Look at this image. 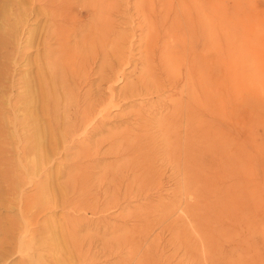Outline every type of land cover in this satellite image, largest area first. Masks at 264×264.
I'll list each match as a JSON object with an SVG mask.
<instances>
[{
  "label": "rangeland",
  "instance_id": "obj_1",
  "mask_svg": "<svg viewBox=\"0 0 264 264\" xmlns=\"http://www.w3.org/2000/svg\"><path fill=\"white\" fill-rule=\"evenodd\" d=\"M99 1L93 0L94 10L85 7L79 20L68 22V25L73 21L86 23L81 34L88 26L94 29L101 25L95 38L112 41L106 58L102 60L100 55L96 59L89 76H80V82L85 81V85H76L77 88L72 84L75 80L72 75L78 74V66L72 68L73 74L67 72L68 79L67 75L62 76L61 84V26L64 29L67 25L61 22V0H0V264H81L80 253L88 255L86 264H264V0H144V3L113 0L114 6L108 4L112 0ZM75 35L69 36L71 40L67 43L76 48L74 41L81 35ZM131 35L132 39L136 37L134 41ZM119 38L126 40L124 54L130 60L121 69L114 65L117 71L114 68L112 71L110 66L116 61L110 54L124 44ZM182 40L186 41L184 47ZM174 42L181 49L188 48L186 55L181 54ZM129 43L133 49L127 54ZM144 43L153 56L145 55ZM150 43L155 47L154 52ZM76 50L82 53L81 47ZM172 56H180L179 65L172 67ZM192 57L195 62L202 57L206 59L202 61L206 64L203 69L207 91L204 89L203 98L198 85L193 89L194 99L203 98L204 103L202 106L193 103L199 112L193 113L186 151L183 138L175 142L170 134L160 135L153 132L157 129H151V133L158 134L160 148L136 156V163L142 167L128 172L127 187L106 188L105 183L101 186L103 191H98V181L75 186L76 183L67 180L68 172H62L61 166L71 161L70 149H64L71 142L68 143V138L62 145V134L67 125L66 110L72 107L75 97L82 99L95 90L92 95L102 93L105 103L109 102L106 109L111 119L107 127H114L111 132L129 135L127 126H135L132 115L135 109H132L139 102L148 104L147 112L159 116L166 111L161 107L164 93L175 90L174 98L180 95L186 99L185 92L180 93L178 81H181L180 69ZM74 62L80 65V61ZM133 64H137L135 68ZM164 65L172 70L171 79L168 77L170 80L166 82L160 70ZM99 66L105 73L99 72ZM110 70L113 80L100 81L101 75H108ZM139 74L144 76V82H148L149 76L154 82H162L164 90L157 93L151 90L153 94L143 90L144 97L122 100L118 95L123 92V85L135 81ZM38 76L45 78L47 86L43 111H39ZM156 99L160 108L155 106ZM30 110L38 115L37 124H32L28 117ZM20 121L26 126H21ZM91 121L86 124L89 130L83 126L80 129L84 133L80 129L76 131L73 143H80L89 134L94 124ZM36 129L41 131L36 142L42 141L43 146L23 154L22 135H33ZM182 131L184 127H179L181 137ZM108 132L103 130L93 137H103ZM133 138L129 135L124 141L134 146L137 143ZM118 141L120 138L113 141L114 146ZM114 151L115 147L110 154L99 155L102 163L97 170L110 168L103 167V163L114 159ZM126 156L122 160L124 165L127 162L132 166L133 154ZM133 175L139 178L134 180ZM79 192L89 193V198L78 200ZM25 196H29L32 210L28 213L21 210ZM8 222L13 223L9 232Z\"/></svg>",
  "mask_w": 264,
  "mask_h": 264
},
{
  "label": "bare ground",
  "instance_id": "obj_2",
  "mask_svg": "<svg viewBox=\"0 0 264 264\" xmlns=\"http://www.w3.org/2000/svg\"><path fill=\"white\" fill-rule=\"evenodd\" d=\"M101 1V0H100ZM99 1V3H101ZM127 1H129V0H127ZM138 1V0H137ZM143 1V3H144V0H142ZM152 1V0H151ZM155 1V0H154ZM165 1V0H164ZM172 1V0H171ZM171 1H170V3H171ZM149 2V1H148ZM180 2H182V1H180ZM193 2V1H192ZM92 3H93V0H61V22H62V24L63 23H67V25L65 26V28L63 29V27L61 26V84L63 83V81H64V77H62L63 75H67V72H71V74H73V70H72V68L74 67V66H78V68H79V72H77L78 74L77 75H75V77L72 75V79L74 78L75 80L74 81H72L71 83L74 85V86H76V85H79V84H83L84 82L82 81V82H80L81 80H80V76L81 75H86V76H89V73L92 71V69H93V65L95 64V61H96V59L101 55L102 57H101V59L102 58H106L105 56H107L106 54H107V52H108V50L109 49H111L112 48V41L111 40H105V39H102V38H99V37H96L95 38V35L98 33V30H99V27L101 26H99V27H95L94 29H92V27L91 26H88L87 27V29H86V31L83 33V34H81L80 33V31L82 30V26H83V24L82 23H80V21H78L79 23H76V22H72V24L71 25H68L69 23V21H71V20H76L77 21V19L79 20V18H80V16H82L81 14L82 13H80V12H82L83 10H84V8L85 7H88V8H91V9H93L92 8ZM102 3H103V1H102ZM107 3V2H106ZM147 3V2H146ZM104 4V3H103ZM108 4L110 5V6H114V1L112 0L110 3H109V1H108ZM119 4V3H118ZM128 4V3H127ZM168 4V3H167ZM179 4V3H178ZM184 4V3H183ZM99 5V4H98ZM142 5V4H141ZM171 5H172V3H171ZM199 5V4H198ZM105 6V5H104ZM128 6V5H127ZM181 6V5H180ZM182 6H186V4H184V5H182ZM182 6L180 7V8H182ZM94 7V6H93ZM137 7V6H136ZM141 7V6H140ZM169 7H170V5H169ZM87 8V10L88 11H90V9H88ZM148 8V7H147ZM173 8H175L174 6H173ZM186 8V7H185ZM197 8V7H196ZM64 9V10H63ZM95 9H97V7H95ZM63 10V11H62ZM66 10V11H65ZM94 10V9H93ZM139 10V9H138ZM141 10V9H140ZM152 10V9H151ZM157 10V9H156ZM186 10V9H185ZM184 10V11H185ZM98 11V10H97ZM126 11V10H125ZM158 11V10H157ZM156 11V12H157ZM92 12V11H91ZM94 13L92 14V15H94L95 14V11H93ZM104 12V11H103ZM151 12H149V14H150ZM177 13V12H176ZM175 13V14H176ZM88 14V13H87ZM98 14V13H97ZM102 14V13H101ZM159 14V13H158ZM105 15H106V13H105ZM162 15V14H161ZM167 15V14H166ZM96 16V15H95ZM98 16V15H97ZM107 16V15H106ZM123 16V15H122ZM183 16V15H182ZM91 17V14H90V16H89V18ZM127 17V16H126ZM188 17H189V15H188ZM83 18V17H82ZM98 18H99V16H98ZM104 18H106V17H104ZM163 18V17H162ZM169 18V17H168ZM110 19V18H109ZM152 19V18H151ZM182 19V18H181ZM88 20V19H87ZM168 20V19H167ZM171 20H173V19H171ZM185 20H186V18H185ZM86 21V20H85ZM107 21V20H106ZM111 21V20H110ZM144 21V20H143ZM83 22V21H82ZM88 22H92L90 19H89V21ZM157 22V21H156ZM165 22V21H164ZM168 22V21H167ZM108 23V22H107ZM138 23V22H137ZM140 23V22H139ZM86 24V23H85ZM84 24V25H85ZM92 24V23H91ZM95 24H97V23H95ZM113 24V23H112ZM166 24V23H165ZM107 25V24H106ZM110 25H111V23H110ZM146 25H147V23H146ZM145 25V26H146ZM152 25H153V23H152ZM172 25V24H171ZM64 26V25H63ZM104 26V25H103ZM132 26V25H131ZM130 26V27H131ZM136 26V25H135ZM138 26V25H137ZM142 26V25H141ZM140 26V27H141ZM149 26V25H148ZM151 26V25H150ZM192 26V25H191ZM129 27V28H130ZM133 28H134V30L136 29L134 26H132ZM131 27V28H132ZM139 27V28H140ZM90 28V29H89ZM128 28V29H129ZM142 28V27H141ZM151 28V27H150ZM150 28H149V30H150ZM154 28H156V27H154ZM168 28V27H167ZM166 28V29H167ZM147 29V28H146ZM145 29V30H146ZM152 29H153V27L151 28V32L150 33H152ZM157 29V28H156ZM163 30V29H162ZM74 31V32H73ZM103 31V30H102ZM164 31V30H163ZM72 32H73V34L75 35V36H78V35H81V38H79L78 39V41H74V44L76 45V48L77 49H79V47H81L82 48V53H79L78 52V50H76V48L75 47H71V46H69L68 45V43L67 42H70L69 40H71L70 38H69V36H73V34H72ZM128 32V31H127ZM159 32H161V31H159ZM129 33V32H128ZM127 33V34H128ZM130 33H132L131 31H130ZM147 33V32H146ZM156 33V32H155ZM78 34V35H77ZM137 34V33H136ZM165 34V33H164ZM85 35H89V39L88 40H86L85 39ZM140 35V34H139ZM139 35H137L138 37L137 38H139ZM74 36V37H75ZM120 37L122 36L121 34L119 35ZM145 36H147V35H145ZM145 36H143V38L145 37ZM156 35H154V37H155ZM73 37V38H74ZM123 37V36H122ZM121 37V38H122ZM154 37H152L151 38V40H153L154 41ZM158 37V36H157ZM163 37V36H162ZM77 38V37H76ZM115 38L116 39H118L116 36H115ZM131 39H132V35H131V37H130ZM159 38H161V37H159ZM123 39H125V38H123ZM129 39V38H128ZM134 40L136 39V37H134L133 38ZM132 39V41H134ZM142 39V38H141ZM145 39H146V37H145ZM162 39V38H161ZM119 40H120V38H119ZM118 40V41H119ZM143 40V39H142ZM160 40V39H159ZM163 40H164V38H163ZM162 40V44H163V41ZM178 40V39H177ZM121 41H123V40H120V43H121ZM131 41V40H130ZM147 41V40H146ZM158 41V40H157ZM182 41H185V40H182ZM66 42V43H65ZM140 41H138V43H139ZM155 42V41H154ZM161 42V41H160ZM159 42V43H160ZM180 42H181V40H180ZM190 42V41H189ZM87 45H86V44ZM96 43H97V45H96ZM122 43H124L122 46H121V44L119 45V46H117V48L115 49V50H112V54H110V55H114L115 57H113V59H115V63L113 64V66L114 65H116V67H118V68H120L121 69V67L122 66H124L125 64H127V63H129V60L130 59H128V56H127V59H125V54H124V51H125V45H126V40H125V42L123 41ZM137 43V42H136ZM146 43V42H145ZM144 43V44H145ZM156 43V42H155ZM158 43V42H157ZM172 43V42H171ZM175 43V42H174ZM177 43V42H176ZM175 43V44H176ZM119 44V43H118ZM131 44L132 43H129V48H128V50H127V54H129V51H131L132 49H133V47L131 46ZM134 44V43H133ZM147 44V43H146ZM146 44L145 45H143L144 47V52H145V55L146 56H148V57H150V56H153L154 54L153 53H150V52H148L147 51V49H146ZM184 44H186V41L185 42H183L182 43V47H184L185 45ZM116 45H117V43H116ZM128 45V44H127ZM139 45H141V44H139ZM150 45H152L151 43H150ZM171 45V44H170ZM178 45H180L181 46V43L180 44H178ZM115 46V45H114ZM142 47V46H141ZM165 49H167V45H165V46H163ZM173 47H174V45H173ZM107 48H109V49H107ZM137 48V47H136ZM162 48V47H161ZM163 48V49H164ZM176 48H178V50H180L181 48L179 47V46H177V44H176ZM186 48L187 47H185V49H181L182 51H181V54L183 53L184 55H186V52L185 51H188V48H187V50H186ZM203 48V44H200V49H202ZM135 49V48H134ZM154 49H155V47H154V45H152L151 46V50L154 52ZM169 49V48H168ZM199 49V50H200ZM157 50V49H156ZM174 50H175V48H174ZM177 50V49H176ZM177 50V51H178ZM83 51H84V53H83ZM139 51V50H138ZM143 51V50H142ZM159 51H161V50H159ZM172 51V50H171ZM201 51V50H200ZM164 52V51H163ZM174 52V51H173ZM176 52V51H175ZM179 52V51H178ZM75 53H77L76 55H75V58L73 57L74 56V54ZM200 53H202V52H200ZM109 55V56H110ZM197 55V54H196ZM108 56V57H109ZM160 56V55H159ZM187 56H188V52H187ZM190 56H192V55H190ZM199 56H200V54H199ZM206 56V55H205ZM78 59H77V58ZM167 57V56H166ZM179 57L180 56H177V57H175V56H172V67L173 66H177V65H179ZM183 57H185V56H183ZM189 57V56H188ZM112 58V57H111ZM110 58V59H111ZM170 58V57H169ZM187 58V57H186ZM197 58V57H196ZM195 58V59H196ZM203 58L204 57H202V60H203ZM189 59V58H188ZM187 59V60H188ZM190 59H191V61L192 62H190ZM189 59V61H186V63L187 62H189L188 63V65H185V66H183L182 68H183V70L182 69H180L181 70V81H178V86H179V90H180V93H182V92H185V96H186V99H185V97H183L184 98V100L182 99V96H180L179 95V97H176V98H174L175 96H177V92L174 90V92L172 91V93L171 94H167V95H164L163 94V96H165V100L162 102L163 103V106L161 105V107H164L165 109H166V111L164 112V113H160V115L159 116H156L155 114L156 113H150V112H147V109H148V104L146 105L145 103H143V102H139V106L137 107V108H134L133 107V109L132 110H134L133 111V113H132V115L134 116V127H132V126H127V129H128V134L129 135H132L136 140V145L134 144V146H132L131 144H129V142L128 141H124L126 138H128L129 137V135H124V136H122L119 132H111L112 131V129L114 128H111L110 127V125L107 127V122H109L110 121V119L111 118H109L108 117V115H109V113H108V111H107V109H106V106H107V104L109 103H105V100H104V98H103V94L102 93H100L99 91H98V94L97 95H92L94 92H97V90H95L93 93H87V94H89L87 97H84L83 96V98L82 99H80L79 97H78V99H76V97H75V99L74 100H76L75 102H73V105H72V107L70 106V107H68V110H66V111H68L67 112V125H64V127H65V129L63 130V131H61V133L63 132V134H62V139H63V142H62V145H64L63 143L64 142H66L67 141V139L68 138H70V141H69V139H68V143H70L71 142V144H68V147L67 146H65L64 147V149H70V150H72V154L70 153V150L68 151V153H69V155L71 156L72 155V158H71V161L70 162H68L66 165H62L61 166V170H62V172H63V170H65L66 172H68V176H66V178H67V180L68 181H70L72 184H74V183H76V185L75 186H82V185H85V184H87V183H94L95 181H98V191L101 189V186H104V184L106 183V188H109L110 187V185H113L114 186V188H121L122 186H125V187H127V185L129 184L128 183V175H129V171L130 170H136V168H139L140 169V166L141 165H139V162L138 163H136V160H138V158H136V156H138L139 154H141V152H142V156H143V154H145V153H143V152H147L148 154H150V152L152 151V150H156V148L159 146V145H161V144H158L159 143V139H158V137H157V135L158 134H160V135H162V134H166V135H171V136H173L174 137V140H175V142H177L178 140H180V138L182 139L183 138V142H184V146H183V150L184 151H186L187 149H185L186 148V146L187 147H189V139H190V135H189V133H190V128H191V123H192V121L194 120V116H193V113H194V111H197V113L199 112L198 111V109H197V106L201 103V106L203 105L202 104V102L204 103V101H203V98H204V89L207 91V88H205L204 87V85L206 84L205 83V71H204V67L203 66H205L206 64H204L203 63V61L202 60H200V61H198V62H195L194 61V57H192V58H190ZM74 60H78V61H80V65H77L76 64V62H74ZM103 60V59H102ZM101 60V61H102ZM107 59H105V61H106ZM145 60H147V58H145ZM145 60H143V61H145ZM183 60H185V59H183ZM204 60H206L205 58H204ZM139 61V60H138ZM108 62V65L110 64V62L109 61H107ZM204 62H206V61H204ZM182 63V62H181ZM180 63V64H181ZM184 63V62H183ZM199 63H202V65L201 64H199ZM158 64V63H157ZM193 64H195L194 66L195 67H193L192 65ZM102 65V64H101ZM100 65V66H101ZM107 65V64H106ZM137 65V64H136ZM135 64H133V67L135 68V66H136ZM144 65V64H143ZM100 66L98 67V69L100 70L99 72H102L103 70L100 68ZM111 67L110 66V68H111V70L114 68V70H116L115 69V66L114 67ZM146 66L149 68V67H151V63L149 62V63H147L146 64ZM145 66V67H146ZM167 66H169V65H166V67H165V65L164 66H161L160 68V70H162L163 72H164V76H165V78H166V80H165V82L168 80V77H170L171 75H169L170 73H171V71L172 70H169V67H167ZM181 66V65H180ZM102 67V66H101ZM164 68V70H163V68ZM179 67V66H178ZM108 68V67H107ZM117 68V69H118ZM171 68V67H170ZM175 68H177V67H175ZM174 68V69H175ZM106 69V68H105ZM119 69V70H120ZM159 68L157 67V69H156V71L158 70ZM173 69V70H174ZM94 70V69H93ZM111 70L109 71V74L107 75V73L104 75V74H102V73H105V71L104 72H102L101 74L103 75H101V77L100 76H98V77H100L101 79H100V81H112L113 80V75H110V72H111ZM114 70H112V71H114ZM118 70V71H119ZM160 70H159V73H161L160 72ZM117 71V70H116ZM175 71V70H174ZM178 71H179V69H178ZM132 72V71H131ZM145 72V71H144ZM133 73V72H132ZM107 76V77H106ZM120 76V75H119ZM67 77V79H68V75L66 76ZM144 77V76H143ZM140 74H139V76L137 77V78H135V81H130L129 83L127 82V83H125L124 85H123V87H124V90H123V92H120V94L118 95V96H120L121 98H122V100H129V99H135V98H138V97H144L143 95V93H142V91L144 90L145 92H146V94H148V93H150V94H153L152 93V91H154V93H157V92H159V91H162V90H164L163 89V86H164V84H162V82H154L153 81V79L149 76L148 77V82H144V79H142L143 78ZM147 77V76H146ZM160 77V76H159ZM42 77H39L38 76V83H39V91H38V93H39V97H40V99H41V103H40V108H39V111L41 110V111H43V109H44V105H43V99L47 96V86H45V84H46V80H44L43 78L41 79ZM71 78V77H70ZM71 79V80H72ZM170 79H171V77H170ZM169 79V80H170ZM70 80V79H69ZM84 80V79H83ZM97 80H99V79H97ZM116 80V79H115ZM168 80V81H169ZM65 81H66V79H65ZM88 81V80H87ZM86 81V82H87ZM147 81V80H146ZM172 81H174V80H171L170 82L172 83ZM176 81H177V79H176ZM69 82V81H68ZM71 83H70V85H71ZM91 83V82H90ZM93 83V82H92ZM98 83V82H97ZM164 83V82H163ZM102 84V83H101ZM100 84V85H101ZM145 84V85H144ZM173 84H174V82H173ZM172 84V85H173ZM208 84V83H207ZM69 85V84H68ZM70 85L68 86V87H70ZM83 85H85V84H83ZM86 85H87V83H86ZM92 85V84H91ZM91 85H90V87H91ZM94 85H95V82H94ZM100 85H97V86H99L100 87ZM150 86V88L149 87H147V86ZM169 85V84H168ZM171 85V84H170ZM169 85V86H170ZM171 85V86H172ZM195 85H198L200 88H201V92H200V94L202 93V96H203V98H198L199 99V101L198 100H195L194 99V97H196V96H194L193 97V89L195 88ZM66 86V84H64L63 85V87H65ZM73 86V87H74ZM93 86V85H92ZM176 86V85H175ZM197 86V87H198ZM208 86V85H207ZM206 86V87H207ZM77 88L79 87V86H76ZM82 87V86H81ZM99 87L97 88V89H99ZM111 87H112V84H111ZM173 87V86H172ZM199 87H198V89H199ZM71 88V87H70ZM88 88V87H87ZM108 88H110V87H108ZM113 88V87H112ZM65 89V88H64ZM67 89V88H66ZM72 89V88H71ZM73 89H75V88H73ZM77 90V89H76ZM100 90V89H99ZM102 90V89H101ZM152 90V91H151ZM176 90H177V86H176ZM71 91V90H70ZM90 91V90H89ZM88 91V92H89ZM112 91V90H111ZM65 92H68V90H65ZM78 92H79V89H78ZM84 92V91H83ZM91 92V91H90ZM113 92V91H112ZM194 92H196V91H194ZM199 92V91H198ZM71 93V92H70ZM69 93V94H70ZM74 94H75V91L73 92ZM109 93V92H108ZM68 94V93H67ZM73 94V95H74ZM80 94V93H79ZM79 94H77V95H79ZM96 94V93H95ZM111 94V93H110ZM113 95H114V93H112ZM116 94V93H115ZM143 94V95H142ZM161 94V93H160ZM183 94V93H182ZM199 94V93H198ZM64 95V98L65 97H67V96H65L66 94H63ZM75 96H76V94H75ZM111 96V95H110ZM116 96H117V94H116ZM162 96V95H161ZM162 96V97H163ZM184 96V95H183ZM198 96V95H197ZM201 96V97H202ZM72 97V96H71ZM70 97V98H71ZM89 97V98H88ZM93 97V99L91 100V98ZM147 97V96H146ZM87 98L89 99L88 101H87ZM108 98V97H107ZM110 98H112V97H110ZM164 98V97H163ZM113 99V98H112ZM116 99V98H115ZM162 99V98H161ZM157 100V99H156ZM68 101V100H67ZM70 101V100H69ZM113 101H115V100H113ZM112 102V101H111ZM125 102V101H124ZM153 102H154V100H153ZM158 102V103H157ZM157 102L155 101V103H156V105L155 106H157L158 104H159V100H157ZM194 102H198L197 103V106H195V104H193ZM26 103V102H25ZM70 103H71V101H70ZM69 103V104H70ZM146 103H147V101H146ZM154 103V104H155ZM28 104V102L26 103V105ZM33 105V104H32ZM12 106H13V108L15 107V104L13 103L12 104ZM109 106V105H108ZM112 106V105H111ZM150 106L151 107H154V105L151 103L150 104ZM159 106V105H158ZM26 107V106H25ZM65 107V106H64ZM200 107V106H199ZM130 108H132V107H130ZM159 108H160V106H159ZM67 109V108H66ZM153 109V108H152ZM151 108H150V111L152 110ZM203 109V108H202ZM16 110V109H15ZM131 110V109H130ZM154 110H156L155 108L153 109V111ZM160 110V109H159ZM203 110H205V109H203ZM163 111V110H162ZM156 112V111H155ZM204 112V111H203ZM64 113H66V112H64ZM131 114V113H130ZM130 114H129V116H130ZM114 115H117V114H114ZM113 115V116H114ZM124 115H126V114H124ZM123 115V116H124ZM199 115H203L202 114V112H200L199 113ZM112 116V117H113ZM123 116H120L121 118L123 117ZM28 117L31 119V121H32V124H37L38 123V115L37 114H34L31 110L30 111H28ZM66 117V116H65ZM98 117H100L99 119H98ZM117 117V116H116ZM118 117H119V115H118ZM125 117V116H124ZM123 117V118H124ZM128 117V116H127ZM115 118V117H114ZM129 118H132V116L131 117H129ZM128 118V119H129ZM173 118H175V120L173 119ZM94 119H98V120H96L95 121V123H94ZM125 119H127V118H125ZM127 119V120H128ZM19 120V119H18ZM93 121V125L91 126V130L88 132L89 134L86 136V137H84L83 139H81L80 140V143H78V144H75V143H73V141H72V137H74V135H75V133H76V131L78 130V129H80L81 127H83V128H86L87 130H89V128H87L86 127V124H88V122L89 121ZM132 120V119H131ZM65 121V122H66ZM91 121V122H92ZM21 126H26V125H22V122L20 121V122H18ZM27 123V122H26ZM90 123V122H89ZM112 123V122H111ZM92 124V123H91ZM90 124V125H91ZM109 124V123H108ZM175 124H177V126H175ZM196 124V123H195ZM90 125H88V126H90ZM131 125V124H130ZM197 126H199V125H197ZM63 127V128H64ZM156 127V128H155ZM179 127H184V133H183V131H182V133H183V137H181L182 135H181V133H179L178 132V128ZM133 128V129H132ZM62 129V128H61ZM86 129H85V131H86ZM151 129L153 130V129H157V130H153V132L154 131H158V134L156 135L155 133H157V132H155V133H151ZM81 130V132L82 133H84L83 131H82V129H80ZM103 130L105 131V130H108L109 132H108V134L107 135H105V136H103V137H99V138H96L95 136V139H94V137H93V135L94 134H102L103 133ZM181 130V129H180ZM183 130V129H182ZM195 130V129H194ZM194 130H193V132L192 133H194ZM163 131V132H162ZM81 132H80V134H81ZM123 133H124V131H123ZM40 135H41V131L39 130V129H36L35 130V132H34V134L33 135H30V134H25V135H22V137L24 138H21L22 140L20 141L21 143H22V141H23V146H22V153L24 154L25 152H27V151H31L33 148L34 149H37V148H40V147H42L43 146V142L41 141V142H36V139H37V137L39 138L40 137ZM76 136V135H75ZM193 136V135H192ZM145 137H148V139L145 141ZM75 138V137H74ZM118 138V139H117ZM119 138H120V141H118L117 143H115V146H114V143H113V141L114 140H119ZM132 138V137H131ZM133 138V139H134ZM160 138V137H159ZM164 138V137H163ZM165 139V138H164ZM131 140V139H130ZM129 140V141H130ZM162 140V139H161ZM160 140V141H161ZM166 140L168 141V137L166 138ZM166 140H163L164 142L163 143H165V144H167V141ZM75 141V140H74ZM124 141V142H123ZM134 141V142H135ZM145 141V142H144ZM190 141H193V140H190ZM31 142H35L34 144L33 143H31ZM76 142V141H75ZM179 142V141H178ZM31 143V144H30ZM124 143H126L127 145H124ZM156 143H157V146H156ZM174 143V142H173ZM181 143H182V140H181ZM192 143V142H191ZM190 143V144H191ZM73 144H75L74 146H73ZM105 144H107V148H105V149H103V147H104V145ZM178 144V143H177ZM177 144H175V146L177 145ZM183 144V143H182ZM163 146H164V144H163ZM167 147L169 146L168 144L166 145ZM173 146V145H172ZM181 146V145H180ZM63 147V146H62ZM113 147H115V151H114V159L113 160H109V162H106L105 164L103 163V167H105V166H110V171H109V169L108 170H103V172L101 171V170H97V168L99 167V165L102 163V161L100 162V160H99V155H106V154H110V152H111V150L113 151ZM170 147V146H169ZM158 148H160V147H158ZM21 149V148H20ZM63 149V148H62ZM63 149V150H64ZM166 149V148H165ZM171 149V148H170ZM180 149H182V148H180ZM160 150V149H159ZM162 150V149H161ZM161 150H160V153H161ZM167 150V149H166ZM165 150V151H166ZM169 151V149L167 150V152ZM174 151V150H173ZM176 151V150H175ZM183 151V155L185 154V152ZM65 152V151H64ZM152 152H155V151H152ZM171 152V151H170ZM169 152V153H170ZM178 152H179V150H178ZM66 154H68L67 152H65ZM174 153V152H173ZM173 153H172V155H173ZM188 153V152H187ZM128 154H133V156H132V160L134 159L135 160V162L133 163V165L131 166V165H127V162H126V166L124 165L125 163H123V159H124V157H128V156H126V155H128ZM152 154V153H151ZM166 154V153H165ZM178 154V153H177ZM146 155V154H145ZM157 155L158 154H156V157H157ZM170 155V154H169ZM171 155V156H172ZM189 155V154H188ZM67 156V155H66ZM70 156H67L68 158L70 157ZM108 156V155H107ZM140 156V155H139ZM141 156V157H142ZM154 156H155V153H154ZM177 156V155H176ZM175 156V157H176ZM179 156V155H178ZM185 156V155H184ZM158 157H159V155H158ZM157 157V158H158ZM166 157V156H165ZM102 158H103V156H102ZM136 158V159H135ZM149 157L147 156L146 157V160L148 159ZM152 158H154V157H152ZM171 158V157H170ZM187 158V156L184 158V159H186ZM189 158V157H188ZM101 159V158H100ZM178 159V157L176 158V159H174V161L175 160H177ZM179 159H180V157H179ZM67 160V159H66ZM85 160H87V161H85ZM123 160V161H122ZM130 160V159H129ZM153 160V159H152ZM151 160V161H152ZM62 161V160H61ZM154 161V160H153ZM173 161V160H172ZM185 161V160H184ZM186 161H188V160H186ZM144 162V161H143ZM142 162V163H143ZM178 162V161H177ZM64 163H65V161H64ZM130 163H131V161H130ZM144 163H146V162H144ZM179 163V162H178ZM177 163V164H178ZM188 164H189V162H187ZM114 164V165H113ZM148 164V163H147ZM150 164H152V163H150ZM184 164H186L185 162H184ZM143 165V164H142ZM177 166V165H176ZM142 167V166H141ZM144 167V166H143ZM149 167V166H148ZM148 167H147V169H148ZM151 167V166H150ZM187 167V166H186ZM186 167H184V168H186ZM100 168V167H99ZM135 168V169H134ZM144 168H146V167H144ZM183 168V167H182ZM188 168V167H187ZM186 168V169H187ZM143 169V168H142ZM71 171H73V173H71ZM140 171H142V170H140ZM150 171H151V169H150ZM183 171H186V170H183ZM188 171V170H187ZM186 171V172H187ZM129 172V173H128ZM133 172V171H132ZM131 172V173H132ZM189 172H190V169H189ZM135 173V172H134ZM144 173V172H143ZM146 173V172H145ZM188 173V172H187ZM186 173V174H187ZM133 174V173H132ZM148 174H150V173H148ZM143 176V175H142ZM133 178H134V180H136V179H138L139 178V176H136V175H133L132 176ZM187 177H188V175H187ZM95 178H97V179H100V180H96ZM133 178L131 179L132 181H133ZM145 178V177H144ZM130 180V179H129ZM184 181H187L188 182V180H186L185 179V176H184ZM95 184V183H94ZM75 190V189H74ZM102 190V189H101ZM107 190V189H106ZM105 190V191H106ZM103 191V190H102ZM78 193V192H77ZM103 193V192H102ZM77 198H79L78 200H81V201H85V200H87L88 198H89V193H83V192H79V194L76 196ZM75 197V198H76ZM99 197V196H98ZM98 197L96 196V197H94V198H96V200H98ZM21 210H22V213L23 212H26V213H28L29 212V210H31L30 209V206H29V196H25L24 197V199H22V206H21ZM32 211V210H31ZM34 214H35V212H34ZM31 215H33V213L31 214ZM36 215H37V213H36ZM25 222H26V220H24ZM9 224H8V226H9V228H7V231L9 232L11 229H12V227H13V223L12 222H8ZM42 234V233H41ZM12 243V242H11ZM8 250V249H7ZM80 256H79V259H80V263L81 264H86V259L88 258V255H86V254H82V253H80L79 254ZM90 259V258H89ZM91 260V259H90ZM89 264V263H88Z\"/></svg>",
  "mask_w": 264,
  "mask_h": 264
}]
</instances>
